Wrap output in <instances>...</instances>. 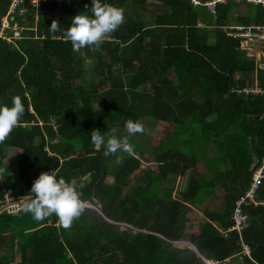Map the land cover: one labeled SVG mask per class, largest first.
<instances>
[{"label": "trees", "instance_id": "16d2710c", "mask_svg": "<svg viewBox=\"0 0 264 264\" xmlns=\"http://www.w3.org/2000/svg\"><path fill=\"white\" fill-rule=\"evenodd\" d=\"M84 1L85 8L63 6L60 15L42 4L36 23L28 12L27 37L16 46L0 42V105L11 107L20 96L21 122L32 121L0 144L2 159L6 148L18 150L14 171L0 162V205L7 188L14 198L32 199L33 182L54 170L57 179L83 181L82 199L101 214L86 206L65 230L55 215L36 221L23 205L14 212L0 208V264L14 253L15 264H264V206L248 203L240 234L226 231L253 158L264 153L258 119L264 96L237 92L264 87V70L230 34L234 3L210 12L189 0H101L123 8L126 18L101 54L73 52L62 32L49 30L53 20L66 30L75 15L91 16L92 0ZM8 3L0 0V16ZM244 11L237 23L264 22V7L245 4ZM128 120L165 122L170 129L146 154L138 149L144 134L138 133L139 140L129 139L135 155L121 153L117 164L116 156L94 148L91 131L128 136ZM146 156L154 168L136 174ZM168 175L185 178L175 193L164 186ZM263 192L264 178L256 198ZM213 199L219 205L205 207ZM202 203L204 221L192 230L186 213Z\"/></svg>", "mask_w": 264, "mask_h": 264}, {"label": "clouds", "instance_id": "9594fccd", "mask_svg": "<svg viewBox=\"0 0 264 264\" xmlns=\"http://www.w3.org/2000/svg\"><path fill=\"white\" fill-rule=\"evenodd\" d=\"M91 13V16L75 15L66 30H61L59 21L53 20L49 30L54 33L62 32L64 41L71 42L73 52L80 53L82 49L87 48L103 54L102 45L126 22L124 9L102 3L101 0H92ZM237 25L242 24L237 23ZM24 112L25 107L20 96L12 98L11 107L0 105V144L5 143L13 130L19 126ZM125 128L128 136L120 138L115 135V129L107 134V138L98 129H93L91 141L94 148L98 151L104 148L105 157L116 156V163L122 164L121 153L135 155L134 145L129 142V137L145 132L144 125L139 120L126 121ZM84 187L83 181H78L76 178L70 181L64 178L57 179V173L54 170L42 172L33 182L32 199L23 204L22 211L26 214L30 213L36 221H43L55 215L58 218V226L68 230L86 211V203L82 199Z\"/></svg>", "mask_w": 264, "mask_h": 264}, {"label": "built area", "instance_id": "2783aa9c", "mask_svg": "<svg viewBox=\"0 0 264 264\" xmlns=\"http://www.w3.org/2000/svg\"><path fill=\"white\" fill-rule=\"evenodd\" d=\"M193 6L201 5L206 10L213 12L216 4H224L226 2L252 4L255 6L264 7V0H189ZM49 5L54 7L56 10L63 6L66 7H86L84 0H9L5 12L0 16V42L6 43L10 46H16L17 41L27 37L23 31L30 29L28 24L27 16L28 12H31V18L33 23H36L39 17V13L42 11V6ZM233 30L231 35L237 36L241 41L248 47L250 58L256 59V67L260 70H264V22L261 23H249L247 25H232L230 26ZM63 39V38H61ZM110 39V37L108 38ZM247 51V49H246ZM243 93L260 94L264 96V87L260 86H245L237 90ZM28 110L32 112L29 107ZM258 119L264 123V113L258 116ZM39 125L40 121L37 122ZM56 127L54 121L51 122ZM25 124H32L30 122H21L19 127H23ZM18 127V126H17ZM3 159L0 156V162ZM264 178V153L260 158H254L250 165L249 181L243 192L239 194L232 207L230 215V226L226 229L234 230L240 234L241 230L247 225V215L243 211V208L248 204H258L256 193L260 185L261 180ZM4 202L0 205V208L6 209L8 212H14L29 201L24 198H14L11 195V191L7 188L3 193ZM125 225V224H123ZM129 226V225H127ZM226 231L223 232L224 236ZM242 253L248 254V246L244 243H240ZM206 264H210L206 262Z\"/></svg>", "mask_w": 264, "mask_h": 264}, {"label": "rangeland", "instance_id": "374dc122", "mask_svg": "<svg viewBox=\"0 0 264 264\" xmlns=\"http://www.w3.org/2000/svg\"><path fill=\"white\" fill-rule=\"evenodd\" d=\"M151 9H153L152 8V4H148V5L145 6L144 10L148 12ZM242 11H243V5H236L234 7V9H233V17H232L233 21H230V19H228L227 20L228 21L227 24L228 25H237V22H234L235 18ZM61 12L62 11L60 9L52 10L51 14L60 15ZM242 46L244 47L245 44H243ZM246 48H248V47H246ZM245 53H246V55H247V53L249 54V50H247V51L245 50ZM143 125H144V128H145V132H144V134L142 136L141 142L138 144V149H140V151L143 152V153H147L148 151L151 150V146H153L158 141L159 137L161 136L162 124H154V123H150V122L144 121ZM138 137H139L138 134H136V135L130 136L129 139L131 140V142L134 143V141L139 140ZM9 160H10V162H9ZM3 161L8 162L10 169L14 170L15 161H13L12 154L10 155L9 158H7V157L5 158L4 157ZM153 164H154V162L151 159H149L148 156L144 157L143 160L140 161L139 169H138V171H136V174L139 173L140 170H143V169H145L147 167L154 168ZM181 178H182V181L181 180L180 181H181V183H183L185 178L183 176H181ZM108 179L111 180V177H109ZM108 179H107V181H109ZM171 179L174 180L173 177H170L168 183H170ZM131 184H135V182L133 180H131ZM217 192H220V191L218 190ZM211 201H212V203H213V205L215 207H217L219 205V200L218 199H213ZM86 205L93 207V205H91L89 203H87ZM95 207L98 208V206H95ZM197 211H199V209L197 207L196 208H190L188 210V212L186 213V216H187L188 220H192V217L194 218V216L197 217L196 216L197 215ZM123 224L124 223H118V226H120V229H124V228H128L129 227V226H127L126 223H125V225H123ZM133 231H139V230L133 229ZM142 231H146V230L143 229Z\"/></svg>", "mask_w": 264, "mask_h": 264}, {"label": "crops", "instance_id": "0c3cea01", "mask_svg": "<svg viewBox=\"0 0 264 264\" xmlns=\"http://www.w3.org/2000/svg\"><path fill=\"white\" fill-rule=\"evenodd\" d=\"M236 5H243V11L241 12V13H239L237 16H241V15H244L245 14V11H244V3H234V6H233V8H232V11H231V14L229 15V17H228V19H230V21H233L232 20V17H233V9H234V7L236 6ZM54 10H56L55 8H54ZM236 16V17H237ZM228 22V21H227ZM234 22H237L236 21V18H235V21ZM233 22V23H234ZM230 34H231V31H230ZM244 43L243 42H241V47L242 48H244L245 50L247 49L248 50V48H246V45L243 47L242 45H243ZM246 54V53H245ZM246 56H248V55H246ZM249 57V56H248ZM148 122V121H147ZM151 123V122H150ZM167 126V127H166ZM169 129H170V127H169V125L167 124V123H165V122H163L162 123V128H161V136L159 137V139L160 138H164V136H165V133H166V131H169ZM5 158L7 157V158H9L10 157V155L12 154V158H13V161H15V164H16V159H17V155H18V150L17 149H15V148H6L5 149ZM146 154V153H145ZM6 164H8V162H6V161H4ZM9 162H10V160H9ZM8 166H9V164H8ZM15 167V166H14ZM10 168V167H9ZM12 171H14V170H12ZM141 171V170H140ZM138 179L140 180L141 178L140 177H138ZM169 179H170V176L168 175L167 176V179L166 180H164L163 181V183H164V186H166V187H168V188H171L172 189V193H175L176 192V190L178 189V187H179V185H181V184H183V183H181V181H182V178H181V176H176L175 178H174V180H172L171 179V181H170V183H168V181H169ZM131 180H133L134 181V177L132 178V176H131V179H130V184H131ZM181 180V181H180ZM138 182V181H137ZM184 182V181H183ZM263 194H264V192H263ZM258 200V204H256V205H259V206H264V197L263 198H258L257 199ZM206 204H204V203H202V204H200V205H196V206H190V208H198L199 209V211H197V217H195L194 216V218L192 217V220H189L188 221V224H187V226L190 228V229H192V230H196V228H197V226L199 225V224H201L203 221H204V216H203V213H202V209L204 208V206H205ZM256 205H253V206H256ZM205 207H208L209 209H213L214 208V205H213V203H212V201L210 200V202L208 203V205H206ZM195 215V214H194ZM256 226L257 227H259V228H261L262 227V224H261V220H263V218H262V214L261 213H258V215L256 216ZM213 225H216V223H213ZM141 230V229H140ZM178 242H181V241H178ZM190 244V243H189ZM18 260V253H14V258H13V260L12 261H10V263L9 264H15L16 263V261Z\"/></svg>", "mask_w": 264, "mask_h": 264}, {"label": "water", "instance_id": "95a60500", "mask_svg": "<svg viewBox=\"0 0 264 264\" xmlns=\"http://www.w3.org/2000/svg\"><path fill=\"white\" fill-rule=\"evenodd\" d=\"M87 206V205H86ZM89 207H91V206H89ZM91 208H93L95 211H97L98 213H100V211H99V209L97 208V207H95V206H93V207H91ZM101 214V213H100Z\"/></svg>", "mask_w": 264, "mask_h": 264}]
</instances>
